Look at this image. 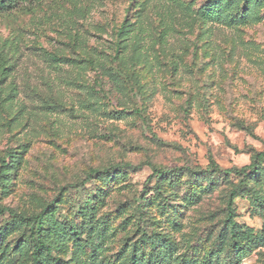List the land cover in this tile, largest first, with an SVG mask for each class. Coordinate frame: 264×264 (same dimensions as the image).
Here are the masks:
<instances>
[{
	"label": "rangeland",
	"instance_id": "rangeland-1",
	"mask_svg": "<svg viewBox=\"0 0 264 264\" xmlns=\"http://www.w3.org/2000/svg\"><path fill=\"white\" fill-rule=\"evenodd\" d=\"M206 1L40 0L0 11V79L1 60L14 64L0 87L16 92L0 108V155L16 156L0 184V264L31 263L30 249L13 248L30 225L9 210L44 211L65 233L47 239L52 254L73 264H89L91 251L74 245L71 226L102 245L96 264L163 252L165 264H264V162L232 205L239 252L220 234L240 178L203 173L264 151V5L227 24L202 19ZM154 168L177 172L157 183Z\"/></svg>",
	"mask_w": 264,
	"mask_h": 264
},
{
	"label": "trees",
	"instance_id": "trees-1",
	"mask_svg": "<svg viewBox=\"0 0 264 264\" xmlns=\"http://www.w3.org/2000/svg\"><path fill=\"white\" fill-rule=\"evenodd\" d=\"M31 1H40V0H0V11L5 10H11L16 8L20 3L22 2H31ZM264 5V0H207L202 11H201V17L205 22L208 21H219L221 23H227L231 24L233 20H230L229 17L231 16L232 12L236 10H241L242 17L240 18V22H237L239 24H244L245 20H250L251 18L257 17V11L258 9ZM62 57H59L57 55H53L50 57L52 61L58 62L61 60ZM14 67V64L10 63L8 64V60L6 58H3L1 60V68L4 76L0 79V84L5 81V79L9 76V73L12 71ZM100 88L95 89V94L104 93V88L101 84V81L98 82ZM11 92L6 93L4 89H1L0 87V108H4L8 103L12 102L15 96V86H11ZM264 162V151L255 152L252 154L251 162L249 164H246L241 167H232L227 169H221V167L214 161L211 162L209 169L206 171H203L204 174L214 173L216 171H223L225 176L231 177L236 176L239 177L240 180L237 184H233L232 188L230 189V195H229V209L230 214L225 220V227L223 228L222 233L220 234V237L222 238L223 243H226V237L230 236V246L234 249V251H241L243 248L242 245H240L239 237L243 235L244 230L243 226L234 219V216L232 214L233 208L232 205L234 203L235 197L239 196L241 193H243L244 188L249 185V178L256 174L260 170L261 164ZM16 163V156H14L13 152L8 151L6 156L0 155V184L3 183L5 179L11 174L9 171L15 166ZM118 167H131V164L127 163L124 166H118ZM121 168V170H122ZM188 170H191V168H187ZM119 170V173L122 171ZM182 170V169H180ZM179 170V171H180ZM177 172L176 169L172 168H154V176L157 177V183H161V179H164L166 177H171ZM10 173V174H8ZM8 175V176H7ZM161 187V186H160ZM257 198L260 202H264V198L256 193ZM139 207H142L143 204L139 203ZM261 205V204H260ZM8 210V209H7ZM5 211V210H4ZM10 213L13 214V217L20 218V221L23 223H28L30 225V233H28V237L23 240H18L17 244L14 245V249H21L25 248L27 250L30 249V256H31V263L30 264H46L48 257L50 262H53L55 264H73L70 261H62L60 258H57L52 253V245L51 243L47 242V239H51L52 236L57 235L58 237H65L63 234H65L63 231L54 233L52 231L53 227L49 220H46L44 218V211L37 213L36 215H33V218L20 216L16 213H14L12 210H9ZM143 211V210H141ZM2 214H0V218L2 217ZM93 210L91 212L89 211V214L87 215L89 217L88 223L85 227L87 229H93L94 225H92V216ZM48 222L46 226L45 222ZM92 225V226H91ZM71 234L74 237V245L84 248L85 246H88L90 249V263L89 264H96L99 263V260L97 262V259L99 257V253L102 251V245L100 243H92L90 242V239L86 238L83 239L80 236V232L73 226L69 229ZM219 237V238H220ZM76 243V244H75ZM4 244V238L3 234L0 237V245ZM10 244V243H9ZM7 243V246L9 245ZM164 253V252H163ZM159 253L158 257L161 258L159 261L158 258L156 260H152L151 258L153 256H150V259L143 258L139 259L138 257L132 258V264H165L163 262V259H166L168 257V254L166 253ZM157 257V256H156ZM163 258V259H162ZM148 259V260H147ZM175 261H178V258H173ZM146 261V262H145ZM81 264V263H76Z\"/></svg>",
	"mask_w": 264,
	"mask_h": 264
}]
</instances>
